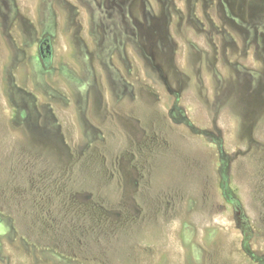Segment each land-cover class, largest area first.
I'll list each match as a JSON object with an SVG mask.
<instances>
[{"label":"rangeland","instance_id":"obj_1","mask_svg":"<svg viewBox=\"0 0 264 264\" xmlns=\"http://www.w3.org/2000/svg\"><path fill=\"white\" fill-rule=\"evenodd\" d=\"M0 264H264V0H0Z\"/></svg>","mask_w":264,"mask_h":264},{"label":"flooded vegetation","instance_id":"obj_2","mask_svg":"<svg viewBox=\"0 0 264 264\" xmlns=\"http://www.w3.org/2000/svg\"><path fill=\"white\" fill-rule=\"evenodd\" d=\"M43 44H45V43H41V44L39 45V49H40V50L43 49ZM45 46H46V45H45ZM46 50H47V46H46Z\"/></svg>","mask_w":264,"mask_h":264}]
</instances>
